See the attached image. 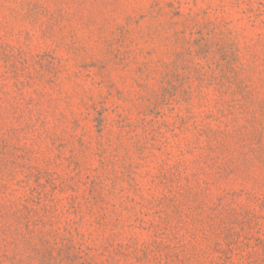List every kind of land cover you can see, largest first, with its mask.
<instances>
[{
    "label": "rangeland",
    "instance_id": "obj_1",
    "mask_svg": "<svg viewBox=\"0 0 264 264\" xmlns=\"http://www.w3.org/2000/svg\"><path fill=\"white\" fill-rule=\"evenodd\" d=\"M0 264H264V0H0Z\"/></svg>",
    "mask_w": 264,
    "mask_h": 264
}]
</instances>
